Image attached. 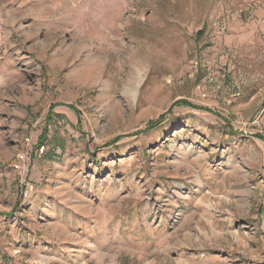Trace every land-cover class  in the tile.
Wrapping results in <instances>:
<instances>
[{"label":"rangeland","instance_id":"1","mask_svg":"<svg viewBox=\"0 0 264 264\" xmlns=\"http://www.w3.org/2000/svg\"><path fill=\"white\" fill-rule=\"evenodd\" d=\"M0 264H264V0H0Z\"/></svg>","mask_w":264,"mask_h":264},{"label":"bare ground","instance_id":"2","mask_svg":"<svg viewBox=\"0 0 264 264\" xmlns=\"http://www.w3.org/2000/svg\"><path fill=\"white\" fill-rule=\"evenodd\" d=\"M100 66V65H99ZM83 68H85V67H83ZM100 68V67H99ZM91 69V68H90ZM82 70V69H81ZM93 70V69H92ZM92 70H89V69H84L82 72H81V76H80V78H82V79H91L92 77H93V73H95L94 75H98V74H100V71H101V69L100 70H98L97 72L95 71H93L92 72ZM79 74H80V72H79ZM79 78V79H80ZM94 78V77H93Z\"/></svg>","mask_w":264,"mask_h":264},{"label":"trees","instance_id":"3","mask_svg":"<svg viewBox=\"0 0 264 264\" xmlns=\"http://www.w3.org/2000/svg\"><path fill=\"white\" fill-rule=\"evenodd\" d=\"M180 103H184V101H181ZM158 120H159V118H158L157 120L149 121V122L147 123L146 129H147V130H150L151 128L155 127V125H156V123H157ZM144 131H146V130H144ZM137 133H138V132H136L135 134H137Z\"/></svg>","mask_w":264,"mask_h":264}]
</instances>
